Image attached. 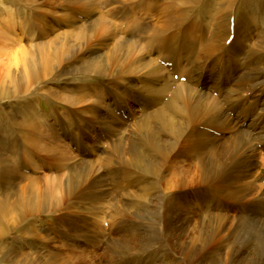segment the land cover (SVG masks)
<instances>
[{"label": "bare ground", "instance_id": "bare-ground-1", "mask_svg": "<svg viewBox=\"0 0 264 264\" xmlns=\"http://www.w3.org/2000/svg\"><path fill=\"white\" fill-rule=\"evenodd\" d=\"M28 1L32 4H27L25 14L12 9L14 14L8 13L6 8L7 18L0 19V100L22 101L35 89L68 105L54 124L68 129L67 137L88 154L72 157L63 148L59 127L47 122L48 117L41 122L9 114L18 132L0 129V264L16 262L18 256L21 261L45 264H85L88 250L78 242L92 246L106 238L105 228L98 227L88 214L103 217L112 207L107 179L111 171L121 177L115 182L124 199L130 196L129 186L164 179L168 189L192 187L194 196L184 199L183 205H200L216 195L236 202L225 203L224 210L235 207L243 193L253 190L264 177L256 158L260 155L264 163V24L251 29L247 27L250 18H243L242 26L232 32L237 0H218L212 13L219 15L212 29L199 21L190 22L205 0H44L43 5L39 0ZM15 17L31 25L21 26V33L32 35L29 43L33 46L23 43L16 32ZM118 17L125 20L124 30L115 21ZM210 67L214 78L204 76ZM90 72L113 81L114 90H105L110 101L103 93L102 86H108L105 80L94 86L69 82L64 91L45 88L46 80L59 75ZM136 80L141 83L137 89ZM128 98H134L142 110L136 135L116 112L126 107ZM108 141L109 149H104ZM40 155L45 156L42 164ZM171 158L173 162L167 165ZM46 162L58 174L33 176L24 171L40 170ZM64 169L68 173L62 174ZM130 178L136 179L130 182ZM258 198L264 200V195ZM42 213L54 214L52 225L57 223L55 235L47 237L51 249L46 253L40 251L44 248L31 253L6 249L5 240ZM115 214L122 213L110 212L111 220ZM179 224H172L165 236L172 243L179 240L183 259L189 264H221L217 258L206 257L194 262L203 247L193 243L192 236L183 239L184 232L176 235ZM223 228L219 225L215 231ZM209 236L201 232L203 246ZM114 240L110 243L113 255L124 258L131 243ZM162 241L161 235L155 239V243ZM215 252V257L221 255L220 249Z\"/></svg>", "mask_w": 264, "mask_h": 264}, {"label": "rangeland", "instance_id": "rangeland-1", "mask_svg": "<svg viewBox=\"0 0 264 264\" xmlns=\"http://www.w3.org/2000/svg\"><path fill=\"white\" fill-rule=\"evenodd\" d=\"M21 1L22 2L17 0H0V13H2L0 14V19L5 20L7 18V15L4 12L6 8L10 9L11 11L8 13L14 14L13 13L14 11L12 10H15V13L17 14H19L18 13L19 11L25 14L29 9L27 4H32V3H30V1L28 0L25 1L21 0ZM43 1L44 0H39L38 4L43 5V3H41ZM217 2L218 0H205L203 7L197 10L196 15L194 16V18H192L190 22L193 23L199 21L200 24L202 23L203 25L204 23V25H209L210 27L211 25H214L218 19L217 15H219L217 12L215 14L212 13L215 10V6H217ZM115 4H119V3H115ZM47 8H49L50 10V7ZM197 15L200 16L201 21ZM19 17L18 18L15 17L14 25L13 24L12 25L14 26L19 36H22L21 26L26 25L27 28H30L31 25L29 23L24 24V22L21 21ZM233 17L234 18H232V22L230 23L232 32L235 26L238 27L242 26L240 25V20L243 18H250V23L247 25L248 28L250 27L251 29H253L255 26L260 27L261 22L264 24V0H237L235 2V7L233 8ZM252 20H254L255 22H253ZM115 21L117 24L123 27L122 28L123 30L125 29L126 23L124 24L125 20H123V17L115 18ZM232 23L234 24L232 25ZM210 29H212V27ZM7 31H9L12 35H16V33L10 30L9 28H7ZM209 34L210 33L208 31V34L206 36H208ZM31 36L32 35L28 36L25 34L22 36L23 43L26 44L28 42L27 46L29 47L33 46L31 45V43H29L30 41L29 37ZM232 39H233V34L229 37L227 41L230 42ZM210 69L211 67L205 70L204 73L205 77L208 75L212 76ZM94 73L95 72H90L88 74L65 73L63 75H59L52 79L46 80L47 82L45 83V88L47 90H49L50 88L51 89L59 88L60 90L62 89L64 91L65 89L64 86L69 82H75V81L84 82V83H89L91 86H94L100 83L101 81L105 80L104 82H107L108 86H102L103 93L105 100L110 101V98L106 96L105 90L106 89H109L110 91L114 90L113 81H109V80L106 81V78L103 75H100L97 72L95 74ZM212 77L214 78V76ZM175 78L176 80L179 79V74H176ZM185 78L186 77L184 76L181 78V80L183 79L182 81H184ZM224 79L226 78L223 76L221 80L223 81ZM139 82H140L139 80H136L135 81L136 84L134 83V87L136 89L141 87V83ZM92 83H96V84H92ZM52 85L55 87H52ZM65 91L69 93L68 90ZM226 91L227 90H224V92ZM40 92L41 91L34 89L28 93V98L24 99V97H22L23 98L22 101L20 100L13 101V99L0 100V129L1 130L9 129L8 131H13L14 134L18 132L16 128L17 126L12 124L9 114H14V115L18 114L25 117H29L35 121L39 120L41 122L43 120H46V118L48 117L49 121L47 122L53 124L56 123L57 122L56 116L60 114L61 115L64 114V111L68 109V105L63 104L60 101H56L49 97L46 98ZM92 97L95 99L94 95H92ZM166 100L167 99H165V101ZM112 101H114V99H112ZM135 101L136 100H134V98H128L126 104L127 108L122 107L120 108V110L118 109V111L116 112L117 114H121L127 120L128 122L127 130L131 129V132L136 135L138 133L135 130V126L138 123L137 120L141 118L142 110H140L141 107L139 106L138 102ZM83 116L90 118L89 115L87 114L86 115L83 114ZM102 116L107 117V119L109 118L108 114L105 115L103 114ZM58 127L59 126L56 125V128ZM57 132L59 133L60 139L63 141L62 142V145H64L63 148L67 147L65 148V150L71 152L72 157H74L75 159H80L84 155V152L86 155L88 154L87 150L82 151L81 148H79L78 144H75V142H72V139H69L67 137V135L69 134L68 129L63 130L59 127ZM23 138L24 137H22L21 140H23ZM109 146H110V142L108 141L107 143H104L102 147L104 149H109ZM40 158H41L40 159L41 164L43 163V161L45 162L44 160L45 156L40 155ZM256 158L259 161V165L261 166V169L264 173V167H263L264 163L262 162L260 155H258ZM173 160L172 158L168 160L167 165H170L173 162ZM46 163L48 164L47 166H43L40 170H35V172L33 171V169L32 170L28 169L24 171L27 172L28 174H32L33 176L49 175L53 177L56 174H58L57 171L53 169L48 162ZM111 172L112 173L110 175H107V179L110 182L109 183L110 187L112 188L111 189L112 194L109 197V201L111 202L110 206L112 207L110 208V210L105 211L103 217L102 214L95 216L93 213L91 214L86 213L89 216L94 217V221L97 223L98 227L100 226L105 228L106 238L105 239L103 238L104 240L97 242L95 245L92 244V246L86 245L83 242V240L78 242L80 246L85 245L84 247L88 250L89 255L88 257H86L85 264H94V263L95 264L98 263L99 264H189L188 260L182 258L183 257L182 254L184 252L181 251L182 248L179 244V240L175 242L173 241L174 243H172V240L170 238H166L165 236L167 232H170L169 229L172 224L175 223V226L178 227L177 221L180 222L179 224L180 226L182 225L181 226L182 231L181 229L178 230L179 229L178 228L176 230L177 232H175L176 235H180L184 232L182 234L183 239H187L188 237L192 236L193 243L199 244L204 248V249L202 248L195 254L194 262L201 259L202 257L203 258L206 257L207 259L217 258L221 264H260V263L264 264V250H263L264 249V238H263L264 237V200H259L258 198L260 197L261 194L264 195L263 194L264 177L257 182L256 184L257 186L255 185L253 190L243 193V196L239 198V202L236 205L237 207L235 206L229 210H224L223 209L224 204L231 202L233 199L222 197L219 195L208 198V200H206L207 201L206 203L203 202V204L200 205H193V204L190 205L188 203L187 205H183L182 201L184 199L189 200L193 198L194 195H192V187H188L185 185H180V186L177 185V187L175 186L168 189L167 187H165L164 179H162L158 183H156L155 181H151L148 183L145 182L144 184H141V186L139 185L137 187L129 186V189H131L130 196L125 197L126 199H124L120 195L119 193L120 191L118 192L117 185L115 182L119 180L121 177L117 178L116 175H113V171ZM61 173L62 174L68 173V169H64ZM122 175L123 174H121V176ZM134 179L136 178H130L129 181L132 182V180L134 181ZM242 189L243 187L240 188V191ZM2 193L3 191L0 190V197L2 196ZM112 196L114 198H112ZM245 206L246 207L248 206L247 207L248 209ZM114 211H119L122 214L121 216L115 214V216H113L112 218L113 220H111L109 214L110 212L114 213ZM97 212L99 213V211ZM97 220L101 222L99 223ZM52 221H54V214L42 213L41 215H38L36 218H34L32 223L30 221L26 222L24 224V227L17 230V232L11 234V236L5 240L7 244L6 249L11 248L15 250L14 252L16 253L17 252L19 253V251L31 253L32 252L31 250H34V248L35 249L44 248L43 250L40 251L42 253H46V250L51 249V247L47 246L48 234L50 233L51 235H55L53 227L57 225V223H54L56 225H52L53 223ZM243 222L246 224H244ZM219 225L224 226V228L221 231L218 230L215 231V229ZM32 226L34 228L36 226L37 231L35 230L36 228L34 229ZM32 231L33 232L36 231L35 234L30 233ZM202 231L210 233V236L205 242V246L202 245V242L199 237ZM160 235L163 236L164 241L155 243L156 237ZM195 237H198L199 239L198 238L195 239ZM33 238H35V240ZM112 239L113 240L115 239L116 241L124 240L131 243L130 245L132 246V248L129 251V254H127L124 258L121 257L119 258L117 254L113 255L110 244ZM151 239H153V241ZM134 240L137 242H135ZM139 240H142L141 244H143L141 246V249L139 248L140 246L138 245ZM166 241L170 243V245H167ZM41 244L43 245L40 247ZM49 245H53V244L49 243ZM136 245L138 246L139 249L136 248L137 247ZM212 247H216V248H212ZM217 248L220 249L222 256L221 255H216V257L214 256V253H216L215 251ZM6 249L4 250V252H6ZM59 249L60 248H56V250ZM238 250H240V252H237ZM59 251L64 252L65 250L60 249ZM65 255L66 254L62 255V257L65 258ZM21 260L23 259L18 256L16 262H10V263L7 262V264H45V262L39 263V262H29V261H21Z\"/></svg>", "mask_w": 264, "mask_h": 264}]
</instances>
